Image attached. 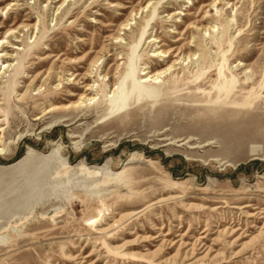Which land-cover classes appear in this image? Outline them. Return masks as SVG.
I'll list each match as a JSON object with an SVG mask.
<instances>
[{
	"label": "rangeland",
	"instance_id": "rangeland-1",
	"mask_svg": "<svg viewBox=\"0 0 264 264\" xmlns=\"http://www.w3.org/2000/svg\"><path fill=\"white\" fill-rule=\"evenodd\" d=\"M60 1L0 0V264H264V0Z\"/></svg>",
	"mask_w": 264,
	"mask_h": 264
},
{
	"label": "bare ground",
	"instance_id": "bare-ground-1",
	"mask_svg": "<svg viewBox=\"0 0 264 264\" xmlns=\"http://www.w3.org/2000/svg\"><path fill=\"white\" fill-rule=\"evenodd\" d=\"M65 2V0H61L60 1V3H59V5L57 6V8H56V10H58L59 9V7L63 4ZM148 6V3L145 5V6H142V7H140V8H138L137 10H131L130 12H129V16H134V15H136V14H138V13H142L143 11H146V10H144V8H146ZM6 7V6H5ZM5 7L4 8H1L0 9V12L3 10V9H5ZM5 13H6V11H5ZM128 20H131V17L129 18V19H127V20H125V22H123V23H121L120 24V26L122 27V28H120V29H123V30H125V29H127L126 28V26L129 24L127 21ZM27 25H23V27H26ZM18 27H21V26H18ZM35 28H36V24H35ZM204 31H206L207 30V28H202ZM202 30V31H203ZM15 31V29H12V31H10V32H14ZM210 31H213L212 29L210 30ZM3 38L4 37H0V42L1 43H3V42H7V41H5V40H3ZM152 38V42L153 43H156V42H159V40L157 39V37L156 36H153V37H151ZM113 39H114V43H120L121 42V38H120V36L119 35H114L113 36ZM178 42V41H177ZM8 43V42H7ZM2 45V44H1ZM14 46V45H13ZM17 47H20V46H17ZM161 48V46L159 45V46H156L155 48H153L152 50H151V54H150V56L151 57H161L162 58V60H165V58H167V57H169V55L172 53V52H174V54H173V56L172 57H175L173 60H172V62L170 63V64H168L164 69H158V70H155V71H152L151 69H150V67L148 66H145V67H143L142 68V75H143V80L144 81H149V82H153V83H157V82H162L163 81V79L164 78H166L168 75H170V74H172V72H174V70H175V68H173V66L174 65H176V64H179V63H181V64H183L185 61V63L184 64H188V63H191V61L192 60H195L196 59V57H195V53H193V54H185V55H183V53H182V48H180V47H178V48H175V49H173V50H171V49H167V50H163V49H160ZM16 49H21V48H16ZM2 57H4V54L3 53H1L0 52V59L2 58ZM158 59V58H157ZM1 65H2V68H1V73H0V78L2 77V75H4V73L6 72V71H8V68L11 66V64L10 63H7V62H4V61H1L0 62V67H1ZM159 65V64H158ZM91 66H93V64L91 65ZM118 67H119V65H117L116 67H115V72H117L118 71ZM75 71V70H74ZM78 71V70H77ZM93 71V70H92ZM101 74V73H100ZM105 76L106 75H101V79H103V78H105ZM93 87V84H88L87 86H86V90H90L91 91V88ZM212 89H213V86H212ZM201 93H202V95H203V97L201 98V94L199 95V96H197V95H194V100H197V101H199V100H204V102H209V104H212V105H214L215 103H220V102H222L223 101V99H224V97H225V92H222L221 94H217V93H215L214 92V89H213V91L212 92H210V94H209V92L207 93H205V92H203V91H201ZM75 97V96H74ZM83 97H86V100L87 101H89V102H93L94 100H95V98L91 95V96H89V95H84ZM80 104V102H74L73 104H72V106L73 107H75V106H77V105H79ZM227 104H229V103H227ZM61 106H59V105H52V107L49 109V110H47V112L48 111H50V110H54V109H59ZM64 107H67V106H64ZM136 109V108H135ZM133 111H135V110H133ZM206 113V112H205ZM201 118H203L202 116H201ZM214 118V117H213ZM209 119V118H208ZM206 121V120H205ZM210 121V120H209ZM208 123V122H207ZM2 152V149H0V153ZM83 169H85L86 170V173L87 174H89V176H97L98 175V172H95V171H90V170H88V169H86V168H83ZM92 170V169H91ZM121 174V172H119L118 174H114L113 176H116V175H120ZM113 176H110V175H105V177H104V179L102 180L103 182H105V181H107V180H111V179H113ZM247 213V212H246ZM113 222H116L115 220L113 221ZM132 251V250H131ZM130 252V251H129ZM210 257H211V255H210Z\"/></svg>",
	"mask_w": 264,
	"mask_h": 264
}]
</instances>
